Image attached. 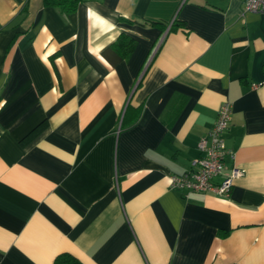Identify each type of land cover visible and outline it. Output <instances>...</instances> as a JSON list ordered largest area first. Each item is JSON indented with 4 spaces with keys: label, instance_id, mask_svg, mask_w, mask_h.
I'll list each match as a JSON object with an SVG mask.
<instances>
[{
    "label": "crops",
    "instance_id": "obj_1",
    "mask_svg": "<svg viewBox=\"0 0 264 264\" xmlns=\"http://www.w3.org/2000/svg\"><path fill=\"white\" fill-rule=\"evenodd\" d=\"M224 101L225 171L242 174L228 195L171 187ZM62 253L264 264V13L242 0H80L70 12L0 0V264Z\"/></svg>",
    "mask_w": 264,
    "mask_h": 264
},
{
    "label": "built area",
    "instance_id": "obj_2",
    "mask_svg": "<svg viewBox=\"0 0 264 264\" xmlns=\"http://www.w3.org/2000/svg\"><path fill=\"white\" fill-rule=\"evenodd\" d=\"M243 11L264 13V0H242ZM231 106L224 101L206 135L197 142L198 156L191 159V168L180 174L169 175V185L186 192H212L228 195L234 177L242 170L235 164L225 171V157L233 154L225 146L223 134L230 123ZM220 177L215 181V177Z\"/></svg>",
    "mask_w": 264,
    "mask_h": 264
},
{
    "label": "trees",
    "instance_id": "obj_3",
    "mask_svg": "<svg viewBox=\"0 0 264 264\" xmlns=\"http://www.w3.org/2000/svg\"><path fill=\"white\" fill-rule=\"evenodd\" d=\"M45 1L58 6L61 10L65 12H70L76 8L80 0H45ZM125 38L126 37L124 35H121L118 38V41H116V46L122 45L126 49L128 48L130 50L133 46L132 39L130 37H127V39ZM53 264H80V263L72 255L68 253H62L56 256Z\"/></svg>",
    "mask_w": 264,
    "mask_h": 264
}]
</instances>
